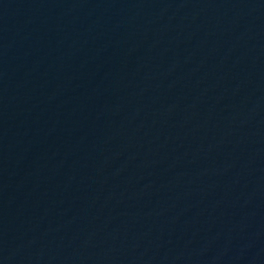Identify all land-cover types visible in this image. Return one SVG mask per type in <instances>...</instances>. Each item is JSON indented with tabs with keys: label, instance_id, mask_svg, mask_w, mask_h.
Segmentation results:
<instances>
[{
	"label": "water",
	"instance_id": "water-1",
	"mask_svg": "<svg viewBox=\"0 0 264 264\" xmlns=\"http://www.w3.org/2000/svg\"><path fill=\"white\" fill-rule=\"evenodd\" d=\"M0 264H264V0H0Z\"/></svg>",
	"mask_w": 264,
	"mask_h": 264
}]
</instances>
